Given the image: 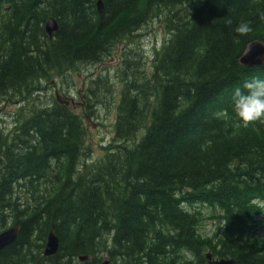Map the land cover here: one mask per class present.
<instances>
[{"label": "trees", "instance_id": "1", "mask_svg": "<svg viewBox=\"0 0 264 264\" xmlns=\"http://www.w3.org/2000/svg\"><path fill=\"white\" fill-rule=\"evenodd\" d=\"M155 22L165 37L147 69L139 39ZM255 41L264 0H0V108L20 106L11 127L0 115V232L20 229L0 264H264V120L232 108L235 88L264 79L240 63ZM122 45L119 79L91 78L84 117L43 100ZM110 99L114 138L91 162L85 120ZM50 232L60 247L45 258Z\"/></svg>", "mask_w": 264, "mask_h": 264}, {"label": "rangeland", "instance_id": "2", "mask_svg": "<svg viewBox=\"0 0 264 264\" xmlns=\"http://www.w3.org/2000/svg\"><path fill=\"white\" fill-rule=\"evenodd\" d=\"M141 33L138 47L141 48L143 56L146 57V68L149 69L152 65V54L155 49L160 47L164 42L165 33L162 30V26L157 22L148 26L147 29ZM123 47V45L119 46L112 59L100 66L81 67V72H75L72 76H68L66 83H64V81H59V83H55V80L52 81V86L54 85L56 88L49 89V91L43 95V100L52 102V98L56 96L59 100L68 103V106L73 111L77 112L78 115L84 117L82 107L85 106V95L90 89L91 78L106 73L114 78L115 81L119 79L120 54L123 51ZM120 89V82H117L115 92H118ZM114 99L118 100L116 96H114ZM115 102L116 101L111 99L104 100L102 104L93 108L92 118L85 120L91 162H97L104 157L105 149L111 144L114 138V125L117 117V103ZM19 108L20 106L13 102L6 103L0 108V115L3 117L6 126H12L11 124H13ZM262 208L264 211V205H262ZM256 220L260 224L258 235L261 240H264V214L262 216H257ZM209 222L210 221L206 220L203 221L202 228L205 234L210 233L213 227Z\"/></svg>", "mask_w": 264, "mask_h": 264}, {"label": "water", "instance_id": "3", "mask_svg": "<svg viewBox=\"0 0 264 264\" xmlns=\"http://www.w3.org/2000/svg\"><path fill=\"white\" fill-rule=\"evenodd\" d=\"M98 12L102 14L103 4L101 1L97 3ZM59 31L58 23L55 19L50 18L45 24V32L49 37H52L54 33ZM240 63L245 67H261L264 65V45L258 41H255L247 46L243 56L240 59ZM60 103H62L60 101ZM68 105V103L63 102ZM19 227L15 226L0 233V253L6 248L15 244L19 235ZM59 240L57 236L50 232L44 248V257L50 258L55 256L59 252ZM208 264H234L233 261L215 260L211 254L206 255ZM88 260V257L82 256L79 261L84 263ZM102 264H110L106 259Z\"/></svg>", "mask_w": 264, "mask_h": 264}, {"label": "clouds", "instance_id": "4", "mask_svg": "<svg viewBox=\"0 0 264 264\" xmlns=\"http://www.w3.org/2000/svg\"><path fill=\"white\" fill-rule=\"evenodd\" d=\"M249 22L241 21L235 27L240 36L252 32ZM232 108L239 120L244 124L264 120V79L252 78L244 82L232 92Z\"/></svg>", "mask_w": 264, "mask_h": 264}, {"label": "bare ground", "instance_id": "5", "mask_svg": "<svg viewBox=\"0 0 264 264\" xmlns=\"http://www.w3.org/2000/svg\"><path fill=\"white\" fill-rule=\"evenodd\" d=\"M99 2V1H98Z\"/></svg>", "mask_w": 264, "mask_h": 264}]
</instances>
